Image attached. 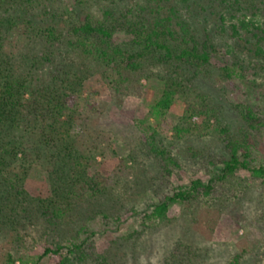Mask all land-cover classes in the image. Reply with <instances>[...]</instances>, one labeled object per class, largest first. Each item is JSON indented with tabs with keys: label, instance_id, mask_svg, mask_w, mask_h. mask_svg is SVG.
<instances>
[{
	"label": "trees",
	"instance_id": "1",
	"mask_svg": "<svg viewBox=\"0 0 264 264\" xmlns=\"http://www.w3.org/2000/svg\"><path fill=\"white\" fill-rule=\"evenodd\" d=\"M152 1L132 0L116 11L98 0L99 14L94 15L77 10L81 0H0V239L19 252L33 229L45 242L31 260L20 256L22 264H40L44 257L53 264H109L110 258L96 251L92 236L98 231L88 223L99 214L108 216L96 203L112 194L115 175L90 174L89 169L111 150L113 138L80 111L77 97L86 77L100 74L119 97L142 77L160 82L158 98L135 123L141 149L155 154L163 169L174 163L165 137L173 132L180 138L191 131L176 124L169 110L183 98L187 85L208 73L216 48L208 39L198 40L174 7L163 15L162 6ZM69 4L74 6L70 11ZM230 27L238 32L236 25ZM121 33L130 41L115 42ZM221 69L232 76V68ZM235 107L243 125L237 134L228 127L218 129L224 151L218 172L206 183L197 178L159 197L147 217L165 221L172 203L210 195L215 183L232 179L239 169L264 184V165L249 160L250 132L264 127V117L249 105ZM211 113L207 105H188L182 123L202 114L207 129ZM33 164L48 173L47 197L25 190ZM85 201H93L94 208L77 210ZM180 247L164 256V264H182L186 253ZM240 258L235 256L230 264H239ZM7 259L9 264L15 261L10 253Z\"/></svg>",
	"mask_w": 264,
	"mask_h": 264
},
{
	"label": "rangeland",
	"instance_id": "2",
	"mask_svg": "<svg viewBox=\"0 0 264 264\" xmlns=\"http://www.w3.org/2000/svg\"><path fill=\"white\" fill-rule=\"evenodd\" d=\"M81 1L79 12L99 14L98 0ZM130 2L103 0L100 5L117 11L130 6ZM157 3L162 6L159 11L163 15L174 7L197 39H208L216 51L208 73L187 85L183 98L176 99L169 110L176 124L190 127L191 131L180 138L173 132L165 137V149L174 158L168 171L155 154L141 149V134L135 123L145 118L149 105L158 98L160 82L142 77L132 91L119 97L110 92L98 73L83 80L77 97L80 111L90 114L97 127L113 138L111 150L98 156L97 164L89 169L90 174L115 175L112 194L96 203L104 207L108 216L99 214L88 223L90 230L98 231L92 236L95 249L110 258L109 264H164V256L180 246L181 253H186L182 264H230L239 255V264H264V184L247 170L239 169L232 179L215 183L208 196L200 193L190 202L172 203L165 221L146 215L159 197L187 187L194 179L206 183L214 177L224 153L218 129L228 127L237 134L243 125L239 107L235 106L249 105L264 117V0ZM73 7L69 4L67 10ZM231 24L236 25L238 32L234 33ZM114 41H130V37L121 33ZM223 67L233 69L230 78L225 76ZM191 104L198 108L207 105L213 110L207 129L202 114L194 122L182 123ZM250 142V162L264 165V127L250 132ZM130 153H137L135 159L129 157ZM24 187L34 197L49 196L46 170L33 164ZM92 202L79 203L76 208L92 209ZM30 234L19 252L0 239V264H9L8 253L15 259L12 264H22L20 256L29 261L39 255L45 242L35 230ZM40 264L53 261L44 257Z\"/></svg>",
	"mask_w": 264,
	"mask_h": 264
}]
</instances>
